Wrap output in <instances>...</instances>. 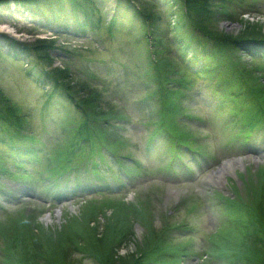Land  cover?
<instances>
[{"label": "rangeland", "instance_id": "1", "mask_svg": "<svg viewBox=\"0 0 264 264\" xmlns=\"http://www.w3.org/2000/svg\"><path fill=\"white\" fill-rule=\"evenodd\" d=\"M13 1L5 0V7H0V48L1 43L5 41L4 36L7 40L15 41L18 47L16 45L12 47L8 43L0 50L4 53L9 50V54L14 53L15 50L20 55L13 59L16 58L19 62H14L4 54L0 55V90L23 111L29 121L26 129L32 132L36 143L41 147L38 156L40 163L33 165L32 169L38 180L42 178V181L32 184V187L43 197L50 193L51 198L66 193L69 198L62 203L61 208L58 207L52 212L35 198H26L23 192L17 194L24 189L21 183L23 181L15 180L14 183L13 181L10 183L0 176V185L5 186L6 192L11 193L13 190L16 196L22 197L15 199L16 205L9 206L5 203L6 210L16 211L23 208L20 213L23 214L22 218L0 225V264H135L134 259L137 260L141 254L153 250L154 243L158 245L151 253L152 257L145 258V262L139 260L141 264H149L150 258L162 261L159 264H228L224 257L231 258L230 264L233 262L237 264L236 257L243 259L242 264H246L245 261L264 264V232H262L264 229L261 227L264 225H258L255 213L257 203H261L264 210V157H255V154L249 151L244 158L241 157L243 158L241 163L227 173L222 183L220 181L215 183L213 180L210 182L208 178L211 175H208L203 183L195 182L186 185L187 187H165L158 181L145 185L140 183L139 190L135 188L126 191L127 194L118 195L121 198L126 196V199L125 202L116 200L115 204L100 202L95 191L70 194L75 184L73 173L66 179L62 177L60 179L62 184L57 189L53 188L55 179L48 181L46 179L48 175L46 176L45 173L41 175L43 165L48 164L49 156L55 154V149L58 151L62 144L68 143L70 132H77L84 118L80 113L81 110L74 109L61 95L55 94L52 99L48 97V93L53 89L50 80L46 81L40 75L43 69L38 63L41 59L39 60L32 52L21 54L22 45L32 46L35 41L45 42L46 46L50 45L38 56L41 58L48 55L51 68L54 70L58 68L62 76L67 79L63 82L76 89L75 92L80 94V100L87 102L84 107L87 111L92 105L97 110L98 116L104 119L110 117L107 119L111 120L112 115L124 113V107L118 100L119 97L124 96V100H127L130 106L127 113L136 123L137 133H133L130 137L135 140L140 139L143 144L150 138L149 133L152 129L150 126L146 127L145 123L155 117V109L160 103L156 96L158 85L152 79H148L149 76L146 74L149 71L148 62L151 61L148 58L149 52L153 54L155 61L159 62L158 69L161 70V74L165 70L171 73L169 80L171 76L184 78L181 76L184 72L179 67L181 62L176 60L179 58L176 49L170 43L171 26H166L168 16L171 19L180 17L181 3L172 6L171 0L138 1L144 12L151 14L152 17L159 15L161 17L157 29L165 33L161 45L163 52L159 50L155 53L153 47L151 51L148 50L150 47L143 40L144 30L140 26L142 25L143 28L144 25L140 16L130 11L129 6L124 3L119 8L121 16L116 19L117 28L111 36L107 30L111 25L110 19L114 16L115 0H94L99 6L97 8L100 9L104 22L102 28L92 32L86 27L87 25H82L86 22L93 24L99 14L96 12L94 14L87 3H80V7L72 8L65 0L61 13L51 15L48 6H41L44 0H36L33 4L21 6L27 11L23 15V10L12 9ZM57 1L46 0L53 9L60 7ZM253 1L254 5L252 0H208L214 23V26L211 24L210 26L229 40L239 39L246 33L264 35V7L258 5L260 2L264 3V0ZM37 3L41 4L38 7L43 9L41 13H45L46 18L39 17L38 7L35 5ZM74 9L77 10L75 13ZM163 10L169 11L168 15ZM4 12L6 16L8 13L14 17L7 20L4 18ZM85 27L87 30L84 34ZM203 44L208 47L206 43ZM242 45L244 48L235 52L241 59L240 68L234 65L235 74L239 77L241 72L245 73L249 84L261 89L260 98L264 99V59L256 60L253 56L247 55L245 48L247 50L248 48L245 43ZM250 47L251 45L249 50ZM67 65L72 67L74 75L69 69L65 70L64 66ZM221 70L222 77L229 79L234 73L232 69L230 73L226 63H223ZM37 75L38 79H36ZM86 75L91 76L86 77ZM188 79L192 77L188 76ZM199 83L203 84L205 81ZM202 93V99L208 101L210 94L206 91ZM192 95L193 92L183 91L178 96L179 99L182 97L180 102L182 106L205 123L210 121L214 115L211 109L206 108L207 103L196 99L194 102L197 105L192 104L191 100L194 98ZM211 101L212 99L209 100ZM225 114L226 112L221 115V121L214 117L220 128L225 121ZM207 117L208 120H205ZM94 119L97 118L92 116L90 122ZM190 125L189 130L196 134L197 142L207 143L205 148L213 156L210 169L225 161V156H222L226 154L227 142L221 137L218 126L217 128L212 126V132L207 133V130L197 129V123ZM125 127L126 130L130 129L128 125ZM100 128L107 133L112 130L110 127ZM186 128V124L181 127L183 130ZM23 130L25 132L24 127ZM107 133L100 136L109 138ZM3 138L5 136L0 135V140ZM19 143H22V140H19ZM30 143L35 147V143ZM11 145L9 143L4 147L0 144V150L7 153ZM155 163L158 166L157 161ZM84 172L83 170L80 174L77 186L87 184L86 181L90 180L83 176ZM47 185L49 187H46ZM197 193L205 198L204 205L207 202L209 208L213 207V204L218 205V211L221 212L219 214L225 217L227 226L223 222L209 232H205L200 227L197 230L199 234L185 235L187 226L198 225L200 219L195 214L199 207ZM76 197H80L81 202H77ZM90 199L93 202L88 201ZM57 210L59 211L56 213ZM2 216L3 213H0V219ZM211 218L212 215H209L202 220L208 225L211 224ZM212 223L214 224L213 221ZM116 227L120 236L124 237V242L118 236L112 240V244L107 249L99 247L97 242H94L115 231ZM86 233L89 236H86ZM203 240H206V245ZM203 252L207 254L204 260L193 258L194 254L200 255Z\"/></svg>", "mask_w": 264, "mask_h": 264}, {"label": "trees", "instance_id": "2", "mask_svg": "<svg viewBox=\"0 0 264 264\" xmlns=\"http://www.w3.org/2000/svg\"><path fill=\"white\" fill-rule=\"evenodd\" d=\"M84 1V0H83ZM186 3V10H187V14L186 17L188 20L192 21L193 26L196 28V30H198L199 32H201V34L203 35V37L207 38V39H212L214 41H218L217 43H223L224 45L226 44V42L229 41V38L224 37V35L222 33L216 32V30L212 29V27L209 25L210 21H212V19H210V15H211V9H210V3L208 2V0H185ZM212 24V23H211ZM213 25V24H212ZM210 26V27H209ZM214 26V25H213ZM254 34V33H253ZM252 33H246V34H242L240 36V38H251ZM235 41L239 40V39H235L233 38ZM241 40V39H240ZM45 42H36L35 46L33 47L34 51L36 52V55H40L43 51H45V48L49 47V46H44ZM38 52V53H37ZM209 58V57H208ZM45 64H48L50 66V62L48 58H41ZM184 71H187L186 69ZM51 77L52 79H55L56 83L60 82L65 85L67 81L66 78H64L62 76V74L60 73V70L57 69L56 71H52L51 72ZM64 81V82H63ZM1 97V96H0ZM4 114V115H3ZM18 114L11 110L10 107L8 106V103L3 101L0 98V122H2L5 125H23V121L21 120V117ZM258 206H256L255 208V213H256V219H257V223L258 225L263 224L264 225V210L262 207L261 203H257ZM87 227V226H86ZM257 227V225L255 226ZM262 229H264V226H261ZM115 231H113L112 233H108L106 234L103 238L101 239H96L94 240V242H97L99 247H103V248H108L110 244H112V240H114V238H117L119 236L120 239L123 240L124 237L120 236V232L117 230V227L114 228ZM94 231V230H93ZM88 232V231H87ZM264 232V230L262 231ZM90 233V231H89ZM124 235V234H123ZM86 236H89V234L86 233ZM85 236V237H86ZM90 238V237H89ZM125 240V239H124ZM123 240V242H124ZM159 240V239H158ZM158 245V243H154L153 250L151 249V251H147L143 254H141L140 257L136 259H134L135 264H141V262H145V258H149V256L152 257V252L155 251L156 246ZM151 246V245H150ZM106 251V250H105ZM233 258L235 256H232ZM235 259H237V263L238 264H242L243 259L241 257H236ZM141 262H140V261ZM149 264H159L162 261H158L157 259H149ZM139 261V262H138ZM246 264H253L251 262H247L245 261Z\"/></svg>", "mask_w": 264, "mask_h": 264}, {"label": "bare ground", "instance_id": "3", "mask_svg": "<svg viewBox=\"0 0 264 264\" xmlns=\"http://www.w3.org/2000/svg\"><path fill=\"white\" fill-rule=\"evenodd\" d=\"M239 163H241V162L237 161V164H235V163L233 164V163L228 162L227 164L223 165L222 167H219L217 169V171L213 172L211 177L208 178V180L210 182H211V180H213L215 183H217L219 181H220V183H222V181H223L224 177H226L227 173L231 172L233 170L234 166L239 165Z\"/></svg>", "mask_w": 264, "mask_h": 264}]
</instances>
